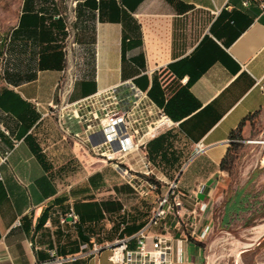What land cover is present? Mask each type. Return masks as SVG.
I'll use <instances>...</instances> for the list:
<instances>
[{"label": "crops", "instance_id": "crops-1", "mask_svg": "<svg viewBox=\"0 0 264 264\" xmlns=\"http://www.w3.org/2000/svg\"><path fill=\"white\" fill-rule=\"evenodd\" d=\"M60 1L23 0L4 47L0 264H118L109 259L110 245L127 236L130 247L137 246L138 232L172 181L186 193L184 206L169 211L149 234L173 245L185 237L189 260L199 264L203 250L219 242L213 235L234 237L230 229L243 212L246 242L239 256L245 264L259 263L264 257V156L245 161L234 178L220 167L230 132L248 115L257 112L255 137L264 139L259 3L86 0L75 9L78 46L70 101L112 87L126 91L133 84L177 123L148 141L152 172L145 176L137 151L118 165L103 163L63 138L51 108L59 100L65 66ZM247 122L244 137L251 130ZM72 126L81 128L77 121ZM199 142L204 150L195 153ZM150 178L156 189H149ZM194 195L208 204L206 210L198 209ZM71 210L77 222L67 216ZM53 251L64 260L52 262Z\"/></svg>", "mask_w": 264, "mask_h": 264}, {"label": "built area", "instance_id": "built-area-1", "mask_svg": "<svg viewBox=\"0 0 264 264\" xmlns=\"http://www.w3.org/2000/svg\"><path fill=\"white\" fill-rule=\"evenodd\" d=\"M78 1L81 0H73L72 26L68 25L63 13L58 15L64 19L65 36L62 48L65 54V66L58 82L59 100L52 104L51 108L63 138L75 141L83 150L103 163L115 162L118 165V162L128 154L137 151L145 167L143 174L150 176L152 170L147 157L148 141L171 129L177 123L162 109L156 107L144 91L130 84L126 91L121 90L120 87H112L78 101H70L75 80L72 71L75 69V62L71 61V57L74 56L78 46L77 31L74 27ZM250 1L259 2L264 15V0H245L244 4L247 5ZM5 58L4 49L0 51V59L3 63ZM66 73L69 74L67 78L64 76ZM72 121L79 122L81 128H73ZM256 141L264 143V139ZM204 147L203 142L197 143L195 153L203 151ZM8 154L9 151L5 153L3 160H6ZM123 172L129 179L134 177V173L129 169H124ZM0 180H2L1 172ZM147 185L149 189L157 188L155 181L150 180ZM185 197L186 193L180 189L178 183L170 182L168 191L158 197L157 206L153 209L148 224L138 232L137 246L130 247V237H120L110 245L109 259L118 264H192L186 249L188 239L178 238L173 245L162 236L149 234L150 228L159 225L169 211L184 206ZM194 198L198 209L208 208L207 203H200L197 195H194ZM193 215H196V210L193 211ZM67 216L74 222L78 221V215L73 210ZM208 231L209 228H205L200 236L204 238ZM95 249L98 250L99 247ZM52 255L55 257V251ZM62 260L64 259L56 256L52 262L60 263Z\"/></svg>", "mask_w": 264, "mask_h": 264}, {"label": "rangeland", "instance_id": "rangeland-1", "mask_svg": "<svg viewBox=\"0 0 264 264\" xmlns=\"http://www.w3.org/2000/svg\"><path fill=\"white\" fill-rule=\"evenodd\" d=\"M22 2L23 0H0V39L3 41L1 44L2 51L4 50L5 42L8 40L10 33L17 22ZM60 3L63 8L62 12L65 20L69 26H72V22L74 21L73 0H61ZM73 60L74 62L76 61L75 53L74 56L71 57V61ZM2 65L3 61L0 59V67ZM72 71L74 72L75 69ZM64 76L67 78L69 74L66 73ZM247 123L250 124L251 130L248 136L244 137V139L248 142L242 143L241 148L237 150V156L230 172L233 178L236 176V173L239 172V167L244 166L245 161L249 162V164L251 162L255 163L260 155L264 156V144H252L249 142L251 140H260V138L255 137L256 133H254L256 128V117L248 119ZM244 155L246 156L244 157ZM245 226V214L242 212L239 214L237 221L230 229L234 237L229 240H224L223 233H216L213 235V239H218L219 242L212 247L203 250L202 259L199 264H245L246 260L244 259V256H239L240 251L244 250L246 242ZM260 256L261 255H259V257ZM257 264H264V257L263 259H259V263Z\"/></svg>", "mask_w": 264, "mask_h": 264}, {"label": "trees", "instance_id": "trees-1", "mask_svg": "<svg viewBox=\"0 0 264 264\" xmlns=\"http://www.w3.org/2000/svg\"><path fill=\"white\" fill-rule=\"evenodd\" d=\"M82 1H86V0L78 1L77 5H76V10L79 8V5H80V3ZM96 1L100 2L101 0H96ZM76 20H77V15H76ZM76 20H75V22H76ZM75 22H74V27H75ZM64 36H65V34H64ZM8 40H9V38H8ZM8 40L5 42V46L8 43ZM2 43H3V41H2V39H0V51H2L1 50V44ZM256 116H257V112L248 115L247 117H245L240 122V124L235 129H233L230 132V135H229L230 146H229V148H228V150L226 152V155L224 156V158L222 159V161L220 163L221 169L226 170L228 172H231L234 160L236 159V156H237V150H239L241 148V146H242V142L241 141L244 140V136H243V133H242V127L244 125V122H245V120L253 118V117H256ZM37 154H38V156H40L39 153H37ZM150 180L154 181L152 178H150Z\"/></svg>", "mask_w": 264, "mask_h": 264}]
</instances>
